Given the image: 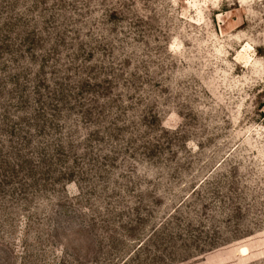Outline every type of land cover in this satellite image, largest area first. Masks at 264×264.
<instances>
[{"label": "rangeland", "instance_id": "374dc122", "mask_svg": "<svg viewBox=\"0 0 264 264\" xmlns=\"http://www.w3.org/2000/svg\"><path fill=\"white\" fill-rule=\"evenodd\" d=\"M0 264H264V0H0Z\"/></svg>", "mask_w": 264, "mask_h": 264}]
</instances>
